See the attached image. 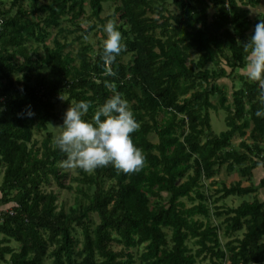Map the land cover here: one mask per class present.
Masks as SVG:
<instances>
[{"label": "trees", "instance_id": "trees-1", "mask_svg": "<svg viewBox=\"0 0 264 264\" xmlns=\"http://www.w3.org/2000/svg\"><path fill=\"white\" fill-rule=\"evenodd\" d=\"M261 1L116 0L112 16L125 47L111 65L101 57L110 17L101 16L104 0L0 5V264H264V199L255 194L264 174L258 186H241L264 169V116L256 115L264 98L257 82L236 72L248 59L243 44L264 19H252L249 7ZM70 26L79 31L75 51ZM93 29L101 32L97 48L82 40ZM224 77L240 84L231 98L216 82ZM117 91L139 123L130 135L143 168L68 174L48 124L78 102L89 104L90 120ZM210 109L225 112L218 134ZM221 166L241 178L209 193L203 181ZM51 180L72 192L71 204L59 205L58 193L45 189ZM247 194L251 201L216 208L225 217L211 223L208 200ZM220 229L229 237L223 245Z\"/></svg>", "mask_w": 264, "mask_h": 264}, {"label": "clouds", "instance_id": "clouds-1", "mask_svg": "<svg viewBox=\"0 0 264 264\" xmlns=\"http://www.w3.org/2000/svg\"><path fill=\"white\" fill-rule=\"evenodd\" d=\"M102 28L105 37L101 57L105 64L111 65L125 45L112 20ZM243 46L248 56L245 75L260 85L259 95L264 98V19L255 24ZM88 108V103L78 102L64 111L60 131L54 139L56 147L65 154L61 166L89 174L109 164L124 173L141 170L146 158L130 135L139 128V123L129 102L117 91L96 108L90 120L84 118ZM256 115L264 116V112L258 110Z\"/></svg>", "mask_w": 264, "mask_h": 264}, {"label": "rangeland", "instance_id": "rangeland-1", "mask_svg": "<svg viewBox=\"0 0 264 264\" xmlns=\"http://www.w3.org/2000/svg\"><path fill=\"white\" fill-rule=\"evenodd\" d=\"M2 1V4H0L1 6H3L4 8H7L10 5L11 0H0ZM25 3L28 2V0H24ZM116 0H104L103 6H104V11L101 13L102 17L105 16H110L107 20H112L115 24L119 23L120 21L118 20V16H112V11H113V7L115 4ZM171 2V1H169ZM169 9L172 13H178L180 11V9L178 7H176L174 4H169ZM250 12H249V16L252 19H257V16L260 13H264V0L261 1V3L258 6L255 7H249ZM14 11V9H13ZM81 22V26L83 28L87 27V23L85 20L80 21ZM88 22H90L91 24H95L97 22L96 19L91 18ZM69 28H71L73 31H75L72 34L68 35V40L70 41V48L75 51L78 48V39H74V37L77 35V33H79V31L74 28L73 26H70ZM96 29L91 30L88 35L82 39L85 42L91 43L93 45L94 48H97L98 44L100 43L101 40V32H99L98 30L95 32ZM56 30L53 29L52 30V34H55ZM52 37V35L49 37V39L46 40L47 44H49L50 42V38ZM99 41V42H98ZM129 58V55H125L124 56V60H127ZM223 66L229 70V68L224 65ZM244 69H238L236 70L237 74H245ZM217 84L220 85H225L224 89L227 90V95L228 98H231V92H232V84L235 86V88H237L240 84L237 80L232 81L230 78H222V79H218ZM212 102L217 103V96H212L211 97ZM60 105V104H59ZM66 110V108L62 109L59 113V118L58 120L55 121H51L48 124V130L52 131L54 135H57L58 132L60 131L59 126L62 124L63 121V114L64 111ZM162 116V115H161ZM224 117H225V112L222 109H218L217 111H214L213 109H210V124H211V133L214 134H218L221 131H224L226 129V125H225V121H224ZM35 137H37L39 140L41 139L40 135H36ZM154 140H156V137H154ZM240 138L239 137H235L232 139V145L235 146L238 144ZM65 171H68V174H72L75 175L76 169H65ZM262 175L261 170H260V166L258 168H256L253 171V176L251 177V180H247V179H243L241 181V186H247L249 185L251 182L253 183L254 186H258L259 183V178ZM70 175H68L66 177V179L64 180V183L67 184L70 181ZM240 175L237 171H232L230 173H228L225 169V166H221L219 168V170L217 171V173L214 175L213 178L211 179H206L203 181L204 186L207 188V192L209 193H213V191L215 190V188L217 186H221L222 184H232L234 182H236L237 180H240ZM214 181H216L217 183H214ZM73 184H75L73 182ZM46 190H54L55 192L58 193V204L59 205H69L73 202V194L72 192H70L69 190H67L66 188H59L56 185L55 180L50 182L49 185H46L45 187ZM255 194L258 196V198L260 200L264 199V189L263 188H258V190L255 192ZM253 194H247V195H242V196H237V195H232L229 196L225 199H222L221 201H219L218 203H216L214 205V203L211 200H208V207L210 210V221L212 224H218L220 223L221 220H223V218L225 217L224 215L221 216H215L214 214V210H217L216 208H220L221 210H225L228 207H235L238 204H240L242 201H251L253 199ZM187 205H189V202H187ZM3 206V205H1ZM8 208L7 205H4V208ZM3 208V209H4ZM243 231H239L234 233V236L237 237H241L242 236ZM219 237H220V241L221 244L223 245L229 237L223 236L222 234V229L219 230ZM11 245L14 246V248H17V244L12 242ZM113 245V244H112ZM115 249H119L120 246L118 244H114L113 245ZM133 252L135 254L138 253V251L133 250ZM208 261L204 260V261H198L196 264H207ZM46 264H49V262L47 261ZM224 264H229L228 260L224 261Z\"/></svg>", "mask_w": 264, "mask_h": 264}, {"label": "crops", "instance_id": "crops-1", "mask_svg": "<svg viewBox=\"0 0 264 264\" xmlns=\"http://www.w3.org/2000/svg\"><path fill=\"white\" fill-rule=\"evenodd\" d=\"M260 170H261V173H262V175L260 176V178H261L263 176V174H264V169L260 166ZM260 178H259V180H260ZM0 180H1V174H0ZM0 196H1V193H0ZM0 209H2L1 205H0Z\"/></svg>", "mask_w": 264, "mask_h": 264}, {"label": "built area", "instance_id": "built-area-1", "mask_svg": "<svg viewBox=\"0 0 264 264\" xmlns=\"http://www.w3.org/2000/svg\"><path fill=\"white\" fill-rule=\"evenodd\" d=\"M1 25H2V19L0 18V29H1ZM2 209H0L1 211Z\"/></svg>", "mask_w": 264, "mask_h": 264}]
</instances>
